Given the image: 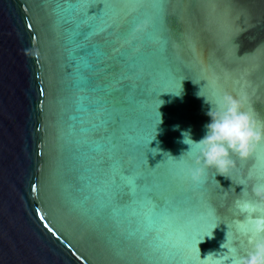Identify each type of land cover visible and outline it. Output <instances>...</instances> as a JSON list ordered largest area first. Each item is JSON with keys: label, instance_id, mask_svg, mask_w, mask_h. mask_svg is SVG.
Returning <instances> with one entry per match:
<instances>
[{"label": "water", "instance_id": "95a60500", "mask_svg": "<svg viewBox=\"0 0 264 264\" xmlns=\"http://www.w3.org/2000/svg\"><path fill=\"white\" fill-rule=\"evenodd\" d=\"M70 3L0 0V264H232L264 234V142L196 184L183 134L224 92L264 120V0ZM121 169L144 179L103 207Z\"/></svg>", "mask_w": 264, "mask_h": 264}, {"label": "clouds", "instance_id": "9594fccd", "mask_svg": "<svg viewBox=\"0 0 264 264\" xmlns=\"http://www.w3.org/2000/svg\"><path fill=\"white\" fill-rule=\"evenodd\" d=\"M247 99L222 93L211 102L212 107L207 112L210 121L205 126L206 134L199 141H193L190 133L184 132V143L191 145V149L194 145L197 150L187 169L194 183H201L209 170L228 176L237 167L234 157L246 160L257 145L264 142V120H258L247 109ZM252 191L264 202V181L256 183ZM250 243L251 248L246 253H232V264H264V235L250 239Z\"/></svg>", "mask_w": 264, "mask_h": 264}, {"label": "snow or ice", "instance_id": "6c2138e0", "mask_svg": "<svg viewBox=\"0 0 264 264\" xmlns=\"http://www.w3.org/2000/svg\"><path fill=\"white\" fill-rule=\"evenodd\" d=\"M138 4H139V0H79L78 4L70 3L68 6L69 7H81L85 10L86 14H88V10L90 9L91 15L93 17L103 18V17H108L113 9H116L118 7H125V6L135 8L136 6H138ZM57 7H60V5L58 4ZM103 30L104 29H102V31ZM133 31L135 32L136 29H133ZM121 54L123 55V53ZM121 87H123V85H121ZM176 94H179V92H177ZM234 159H236V161L239 162V158L234 157ZM173 163H179V161H173ZM140 166L147 170V169L158 168L159 164H157L155 167H149L148 159L146 157V158L141 159ZM117 176L119 177L120 181H125L124 187L128 189L127 192L123 191V189L119 187ZM142 179H144V177L142 176L130 177L127 169H121V171L118 174L114 173L111 176L110 180L104 181L105 185H107L108 187L101 188L98 190L99 192L104 193V196L106 197L108 201V203H105L103 207L111 206L110 201L113 199V195L110 194V191H109L110 188L116 187L118 189L114 194L115 197L122 198L125 195H131L132 197H135L136 190L139 187V184L137 182ZM40 219L43 220L44 216L41 215ZM261 235H264V234H261L256 229H249L248 231H245L244 233L239 235L236 240L233 241V247L231 249V252L232 253L239 252L240 254L246 253L251 248L250 239H256ZM193 251H194V248H193ZM232 258L233 257H230V259Z\"/></svg>", "mask_w": 264, "mask_h": 264}]
</instances>
